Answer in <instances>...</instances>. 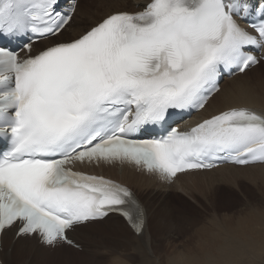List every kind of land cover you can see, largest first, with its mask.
Listing matches in <instances>:
<instances>
[{"label": "snow or ice", "instance_id": "snow-or-ice-1", "mask_svg": "<svg viewBox=\"0 0 264 264\" xmlns=\"http://www.w3.org/2000/svg\"><path fill=\"white\" fill-rule=\"evenodd\" d=\"M100 2L112 10L60 39L81 0H0V235L78 248L72 233L116 215L143 236L130 188L77 166L129 164L171 182L220 163L264 165V111L229 106L173 126L205 109L225 76L264 61V0ZM150 126L160 134L140 138ZM220 228L211 250H242Z\"/></svg>", "mask_w": 264, "mask_h": 264}, {"label": "bare ground", "instance_id": "bare-ground-1", "mask_svg": "<svg viewBox=\"0 0 264 264\" xmlns=\"http://www.w3.org/2000/svg\"><path fill=\"white\" fill-rule=\"evenodd\" d=\"M120 2L131 4L136 2V0H120ZM111 10L110 7L101 3L100 0H87V2L86 0H81L78 8L79 15L75 17L72 27L66 33L67 36L60 39H67L70 35H75L79 25L98 19ZM128 10L131 11L133 9L129 8ZM260 67L262 66L260 65L243 75H238L234 79L227 81L221 91L211 98L209 104L201 112L197 122L212 112L229 106H247L258 112L264 111V77H254ZM93 171L102 172L108 177L121 181L137 194L146 211V224L143 236H137L122 219L115 215H110L102 222H94L87 227L78 228L75 233L71 234V237L81 245V252L64 245L56 248L46 247L31 237L15 239V229L8 230L2 239V251L0 253L2 264H50L54 261L76 263L77 260L82 261V264H87V262L89 264H107L113 257V264H133V262H138L139 264H170L172 261H175L176 264H226V262H230V264H249L247 260L251 255L264 253L263 229L255 227L256 225L257 227H264V211H253L249 212L250 215H247L246 218L248 223L250 221L255 225L251 228V233L248 234L245 231L232 230L230 228L232 234L241 241L242 250L240 251L220 253L211 250L208 243L203 253H198L191 257L189 255L190 258L186 257L187 253H182L184 248L180 250L181 254L178 252L179 255H176V258L168 262L163 255V252L167 254L165 248L168 249V246H165V242L170 239V235L173 234L172 231L177 226L175 214L170 209L173 197L184 202L186 207L189 205L192 207V204L188 203L187 200L194 201L191 197L196 188L194 185L202 186L205 184L207 189H213L222 183H236L239 181H252L254 184H258L259 187H257L263 191L264 165H252L244 168L224 166L209 172L183 174L178 176L174 184L170 186L162 185L154 178L137 174L128 168H99ZM203 182L204 184H202ZM262 196L264 199V191ZM182 216L178 217L179 221ZM183 218L191 219L192 221L198 219V217H193V215L191 218L187 216ZM182 221L184 222V220ZM220 224L221 222L215 223L210 228V239L221 231ZM242 224L241 227H244L243 221ZM155 241H158L157 247H154ZM127 250L130 251L128 255L124 254ZM130 258L134 259V261H131Z\"/></svg>", "mask_w": 264, "mask_h": 264}, {"label": "rangeland", "instance_id": "rangeland-1", "mask_svg": "<svg viewBox=\"0 0 264 264\" xmlns=\"http://www.w3.org/2000/svg\"><path fill=\"white\" fill-rule=\"evenodd\" d=\"M261 66L262 67L257 69L258 71L256 74H254V77L255 76L264 77V66L263 64ZM202 184H204V182ZM194 186H196V188L191 194L192 195L191 197L193 198L194 201H190L189 199L188 200L186 199L188 203L190 202V204H192V207L189 204H188L189 206L186 207L184 202H181L174 197L171 200L172 204L170 206V209L175 214V217H176L175 222L177 223V226L175 230L172 231L173 234L170 235V239L166 240L168 243L165 242V246L166 247L168 246V249L165 248L167 250L168 256L164 252H163V255L167 262L176 258L177 257L176 255L181 254L180 250H182L183 248L184 249L182 251L184 252L182 251L181 252L183 254L187 253L188 254L186 256L187 258L189 257V255L191 257V256H194L195 254L203 253L204 250L207 248L208 241L210 239V236H209L211 232L210 228L213 227L215 223L223 222L227 224L229 228H232V230H238V231L242 230L248 234L251 233V230H252L251 228L255 225L254 223H251L250 221L248 223V219H246L247 215H250L249 212H253V211H260V212L264 211V205H263L264 199L262 196V193L264 190L262 191L261 188L259 189L258 184L256 185L252 181H239L236 183H228V182L222 183L214 187L213 189L211 188L207 189L205 184L202 186L200 185H194ZM178 197L180 196L178 195ZM181 215L183 216L181 217L179 221L178 217H180ZM192 215L193 217L195 216L198 217V219H196L195 221H192L191 219L183 218L184 216L191 218ZM243 216L245 219L243 218ZM214 218H217V219H214ZM182 220H184V222ZM242 221L245 224L244 227H241V225H243ZM255 227L257 229H263L262 232L264 234V227H257V225ZM179 231L180 233H178ZM157 243L158 241H155L154 247H157L156 246L158 245ZM185 246L186 247L190 246V247L186 248ZM76 251L81 252L80 250H76ZM129 252L130 251L127 250L125 251L124 254L128 255ZM113 258L110 259V262L107 264H113V261H112ZM130 259L131 261H134V259L132 258ZM247 261L249 262V264H264V253L263 254L256 253L255 255H251ZM78 263L82 264V261L77 260L76 263L54 261L50 264H78ZM134 263L139 264L138 262H133V264ZM87 264L89 263L87 262Z\"/></svg>", "mask_w": 264, "mask_h": 264}]
</instances>
